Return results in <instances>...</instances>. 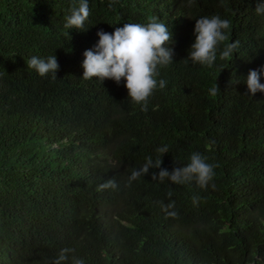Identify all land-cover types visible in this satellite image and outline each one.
I'll return each mask as SVG.
<instances>
[{
	"label": "trees",
	"instance_id": "obj_1",
	"mask_svg": "<svg viewBox=\"0 0 264 264\" xmlns=\"http://www.w3.org/2000/svg\"><path fill=\"white\" fill-rule=\"evenodd\" d=\"M74 3L0 0V264H50L63 248L69 264H264V93L245 83L264 67V0H88L84 27L66 29ZM212 15L231 21L220 50L237 49L212 67L186 61L196 20ZM153 17L174 55L142 111L123 78L82 79L83 53L99 31ZM52 55L56 78L26 66ZM163 146L170 172L193 152L217 164L215 189L152 181L159 169L129 183ZM173 201L176 217L162 210Z\"/></svg>",
	"mask_w": 264,
	"mask_h": 264
},
{
	"label": "clouds",
	"instance_id": "obj_2",
	"mask_svg": "<svg viewBox=\"0 0 264 264\" xmlns=\"http://www.w3.org/2000/svg\"><path fill=\"white\" fill-rule=\"evenodd\" d=\"M255 11L257 14H264V3H257ZM91 15L88 0H78L70 8V13L65 17L64 28L82 29ZM231 27V21L222 19L219 15L204 16L196 20L192 43L186 61L190 60L193 64L212 67L217 59L219 50L220 59L232 57L239 42L235 41L226 44L222 50L220 45L228 40L227 30ZM98 43L91 49L83 53V76L82 79L88 80L97 78L102 84L105 79L113 80L120 84L123 78L124 87L127 89L128 97L134 104L141 106L142 111L147 110L150 97L157 89H164L167 81L157 79L160 75L159 69L173 63V44L172 32L169 27L158 21V18H151L146 23H126L123 27H116L114 32L97 33ZM26 66L34 70L39 76L45 77L56 72L59 64L55 55L47 58L38 56L31 57ZM264 67L249 71L245 80L247 93L254 96L257 92L264 93ZM217 83L209 89V94L217 95L219 92ZM161 154V158L153 161L152 157H146L145 163L139 168L134 169L129 177V183L145 176L149 169H159V172L152 174V181L164 182L168 180L175 185H186L195 183L199 188L206 189L209 185L215 189L212 183L215 176L217 164L209 163L208 158L199 152H193L188 157V163L183 166H176L170 172L161 167L162 157L168 153L167 146L159 147L156 150ZM174 164L175 161H174ZM118 185L115 179H109L99 185L98 191L115 189ZM169 192L168 196L171 197ZM193 204H198L200 197H191ZM175 203L162 204V210L170 217L178 214L173 209ZM74 249L63 248L50 264H69V254ZM70 264H86V261L78 256L72 255Z\"/></svg>",
	"mask_w": 264,
	"mask_h": 264
}]
</instances>
